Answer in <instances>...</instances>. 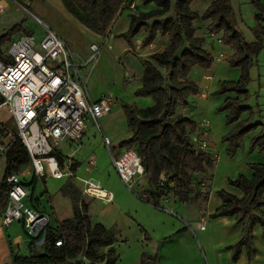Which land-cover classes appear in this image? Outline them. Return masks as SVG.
<instances>
[{"label": "trees", "instance_id": "trees-1", "mask_svg": "<svg viewBox=\"0 0 264 264\" xmlns=\"http://www.w3.org/2000/svg\"><path fill=\"white\" fill-rule=\"evenodd\" d=\"M123 1L61 0L69 14L84 28L99 36L106 35ZM248 1L255 11L254 27L250 29L253 42L245 40L230 0H214L201 15L191 10L194 0H173V16L154 22V25L160 27L162 34L167 36L169 45L163 52L155 53L148 61H143L141 87L134 93L136 97L150 98L153 106L138 109L130 104L122 105L130 136L119 143V148L136 150L150 186H157L161 174L168 180L176 181L179 203L188 204L192 199L194 189L190 172L202 174L206 168L213 166L210 155L195 151L193 141L186 134L187 130H195V123L179 114L180 108L189 106V97L198 93L197 84L190 79L193 68L210 70L213 62L210 52L204 49L205 38L196 34L195 21L209 22L207 34L221 35L220 44L234 52L227 59L229 67L241 70L238 82H221L219 90L214 93L215 96L233 93L244 97L242 101L227 99L217 108L218 112L228 111L226 125L236 123L221 140L226 144L225 153L228 158L234 156L244 135L258 125L248 126L253 113L245 103L250 68L254 65L256 56L264 49V29L261 27L264 22V6L261 0ZM171 2L172 0H142L144 5L153 4L156 8L150 12L131 14L127 31L117 37L131 45L132 39L140 30L148 27V20L160 18L170 11ZM20 27L15 25L2 35L0 47ZM152 39V35L146 36L143 44H150ZM0 60H4L1 51ZM245 111H249L250 116L239 121ZM255 148L264 152L263 131L250 142L249 151ZM26 157L28 156L24 151H13L11 157H7L6 172L0 184V197L2 195L6 198V176L13 166L23 163ZM249 168L253 171L251 179L239 175L235 180L228 181L230 187L243 193V197L237 199L224 191H218L217 196L223 206L211 216L212 219L227 216H235L239 220L246 218L240 241L229 248L232 250V261L238 259L242 247L246 248L248 260L251 261L254 253L251 246L252 229L257 224L264 228V215L261 213L264 207V163L249 165ZM61 191L70 200L72 217L59 223L55 229L49 227L46 230L41 244V255L34 250L35 240H30L28 257L18 255L10 248V264H73L71 261L78 257H82L85 262L75 264H117L118 257L113 245L118 240V231L113 228L106 229L99 223H91L88 205L71 181L67 180ZM161 195L151 197L158 200ZM57 242L61 243L60 246H56ZM103 249L107 251L103 253Z\"/></svg>", "mask_w": 264, "mask_h": 264}, {"label": "crops", "instance_id": "crops-1", "mask_svg": "<svg viewBox=\"0 0 264 264\" xmlns=\"http://www.w3.org/2000/svg\"><path fill=\"white\" fill-rule=\"evenodd\" d=\"M34 1L35 0H28L30 5H33ZM210 3L206 6L208 7ZM5 4H7L6 8L8 7V9L6 12H8L11 9V5H9L7 1ZM261 4L264 6V0H261ZM254 14L255 11L251 10L247 26V32L253 40L254 37L250 29L254 26L252 20ZM202 23V29L196 31V34H198L197 36L205 38L204 49L212 54V52L216 51L214 50L216 45H219L222 50L223 46L219 42L220 35L207 34L206 28L209 22L203 21ZM113 24L106 33V36H99L94 33L100 40H102L104 46L105 44H108L109 49L112 48L110 44L111 40H117V36L127 31L129 18L127 19L124 15L123 17H117ZM115 28L118 29L119 32H114ZM145 29L147 32L151 31L149 35L154 34L149 23L148 27ZM142 31L143 30L141 29L140 32ZM139 34L140 33H138V35ZM59 37L67 44L61 36ZM145 37L146 34L143 39ZM157 37L164 41V46L158 51H154V39H152L148 45H144L142 40L134 39V48L129 49L127 46L124 53L138 55L143 61H148L151 55L163 52L169 45V40L166 35L157 32ZM220 53L224 55V59L227 56H232L234 54L231 49L222 50ZM224 59L217 62L220 65L219 69L223 70L222 72L219 71L216 73V71L211 72V69L203 70L199 67H194L190 74V79L198 86V93L189 97V106L179 111V114L192 119L195 123V130H187L186 134L192 141L195 139L199 142H206L208 146L206 153L210 155L211 160L213 161V166L211 168H206V171L202 174H193L190 172L192 177V187L194 189L191 196L192 199L188 204L173 202L166 205V207L173 210L174 215H171L172 217L167 212L156 208L161 197L157 200L153 199L151 196L142 197V195L136 194V198V196L134 197L130 195L122 187L114 170L108 172L107 178L102 177L99 181L96 180L95 183L93 177H90L87 180L80 177L84 175L83 173L81 174L79 170L82 167V163L85 165V173L86 171L88 172L89 167H94L95 169L96 165H99V162L103 164V167H106L107 165V158L103 156L104 153L102 148H97L94 154L93 151L91 152L90 148H83L85 142L90 141L87 137L88 125L95 124L100 129L99 121L97 124L93 121L88 122L85 131L77 144V149L66 155L63 154V160L71 157L72 165L77 164L76 170L74 171V174H72L75 179L103 186V189H101L111 196L112 201L109 203L102 202L99 199L90 196H86L83 200L88 205V216L92 224L99 223L106 229L113 228L118 231V240L113 245L118 257L117 264H264V228L257 224L252 229L251 246L254 253L251 261L248 260V253L245 247L241 248L238 259L232 261V250L229 248L235 246L240 241L243 224L246 218H243L242 220L236 219L235 216L219 217L215 219L211 218V216L223 206L221 199L217 196V192L224 191L237 199H241L243 193L230 187L228 181L235 180L239 175L251 179L253 171L249 168V165L264 163V152L257 151V148L249 151L251 140L261 132V128L256 129L242 138L238 144L236 153L232 158L226 156V144H223L221 140L226 134H228L234 124L229 126L226 125V115L228 112H218L217 108L227 99L235 98L242 101L244 100V97L237 96L233 93H227L221 96L214 95V93L219 90V84L221 82H237L240 76L238 70H231L227 66H221V62ZM96 60L94 62H96ZM85 68V74L83 75L86 78V94L88 96L87 82L93 68L91 66ZM143 68L142 63V68L137 80V82H139L135 84L132 91L133 94L141 87L140 79ZM229 73H234V75L231 74L232 77L230 78L228 75ZM123 76L127 84H132L136 81L135 76L126 69L125 71L123 70ZM203 76L206 78L210 77L211 80H204L201 78ZM127 93L128 92H121L118 96L119 98L125 99L123 97L124 95L126 97ZM132 99L134 103H139L140 106L137 107L138 109L153 106V102L150 98L139 99L132 97ZM89 100L91 101L90 98ZM117 104L118 103H116V106H118ZM107 117L108 115L102 119H107ZM248 117L249 114L245 113L241 116L239 121L246 120ZM262 120H264L262 115L258 114L256 117L255 115H252V121L250 124L258 123ZM261 124L264 127V122H261ZM129 136L130 131L128 129L126 137H124L125 139H122V141L129 138ZM103 138H106L108 141L110 140L107 136H104ZM123 149L124 148H115L113 150L115 156H113V154L107 149L111 163L112 157L119 155ZM81 151L88 152L83 156L77 157ZM73 158L75 161H72ZM6 167L7 156L1 155L0 151V184H2L4 179ZM139 180H137L133 186H135ZM146 182L148 184V180ZM36 183V180H33L30 187L31 190L27 186L30 193L29 201L33 203L32 198L35 199V207L41 211L40 213L47 216L50 221V228L55 229L59 223L72 217L70 200H65V207H68V212L59 217L57 216V207L53 203L51 204L49 200L48 207L39 206L37 201L41 199L34 195ZM75 185L77 189L83 186V184L80 186L76 182ZM5 202L6 198L1 195L0 264H10L12 260L10 248L18 255L28 257L30 255L29 245L31 243V239L28 238L25 240L23 236L16 231L14 226L10 225L4 227L2 225L1 214L5 207ZM160 211L165 214H160ZM261 213L264 215V207L261 209ZM201 220L206 221L204 230L199 229ZM54 221L56 222L55 225H53ZM135 243L142 247L145 245L146 249L148 248L150 251L146 253V251L139 250L137 257L133 262L126 261V263H123L119 256L118 248H129L130 244ZM34 248L38 255L43 253L41 246L40 249L37 246H34ZM106 251L107 249L102 250L103 253ZM129 255L130 254L128 253L126 256ZM144 256L145 262H143ZM71 262L75 264L76 262H85V260L80 257ZM85 264L89 263L86 262Z\"/></svg>", "mask_w": 264, "mask_h": 264}, {"label": "built area", "instance_id": "built-area-1", "mask_svg": "<svg viewBox=\"0 0 264 264\" xmlns=\"http://www.w3.org/2000/svg\"><path fill=\"white\" fill-rule=\"evenodd\" d=\"M0 2V14L5 9ZM134 2L124 0L121 9L133 12ZM40 25L43 22L34 17ZM220 42V41H219ZM103 44L89 45L90 55L85 61H77L67 44L49 27L43 26L41 38L23 35L12 40L7 48L4 60H0V108H5L17 134L6 146H0L1 155H7L12 143L19 140L26 150L37 178L50 177L61 185L71 176V157L63 160V169L56 161L54 149L63 142L78 144L90 121H98L110 114L114 99L102 95L96 101H90L86 94V78L82 71L94 62ZM224 55L211 54L213 61H220ZM209 78V77H208ZM10 137V135H9ZM105 144L109 141L104 138ZM194 150L207 152L204 141L193 140ZM112 165L120 181L132 189L135 182L145 176L141 158L134 148H124L112 158ZM48 170V173L46 171ZM83 184L82 193L102 202H111V196H99L96 190L100 186L88 181ZM160 185L163 192L156 208L174 215L166 207L178 202L177 182L168 180L161 174ZM6 202L1 214L2 225L8 227L21 223L31 240L42 242L50 221L44 214L34 210L29 204L30 193L19 176L10 172L5 178ZM205 220H201L199 229L204 230ZM60 242L56 246H60Z\"/></svg>", "mask_w": 264, "mask_h": 264}, {"label": "rangeland", "instance_id": "rangeland-1", "mask_svg": "<svg viewBox=\"0 0 264 264\" xmlns=\"http://www.w3.org/2000/svg\"><path fill=\"white\" fill-rule=\"evenodd\" d=\"M6 1L8 2L9 5H11V9L8 12H6L8 7L7 8L5 7V9L0 14V37L2 35H5L7 32H9L15 25H19L21 27L18 30L12 32V34H10L9 36V40H7L5 43L1 45L0 51L2 54H5L7 48L9 47L10 42L18 38L19 36L34 35L35 37L41 38L43 35V26L49 27L58 36H61L67 42L68 48L70 49V51L72 52V54L74 55L77 61H85L88 59L90 55L89 45L91 43H95L97 45L103 44L100 49V53L96 58L97 59L96 62L88 65L91 66L93 69L88 78L87 93L91 101L98 100L99 97L102 95H112L115 106L114 105L112 106L111 112L108 115L107 119L105 118L99 120L100 129L95 124L88 125L87 137L90 141L85 142L83 148H90L91 152L93 151V154L95 153V150H97V148L99 147L102 148L104 153L103 156L107 158L106 159L107 165L106 167H103V164L99 162V165H96L95 169L94 167L93 168L89 167L88 172L86 171L85 173V168H84L85 165L84 163H82V167L79 170L81 174L82 173L84 174L83 176H80L82 179L87 180L90 177H93L94 183L96 182V180L99 181V179H101L102 177L107 178L108 172H110L111 170L115 171L110 161L107 149L113 154V156H115L113 150L115 148H119L118 146L119 143L122 141V139H125L124 137H126V133L128 132V127L123 113L122 105L130 104L135 107H138L140 106L139 103L137 104L134 103L132 97L145 99V98L136 97L132 93L135 84L139 82V81L137 82V80L142 68L143 59L139 58L138 55H131L130 53L125 54L124 50L125 48H127V46L129 49H133L134 42L136 39L142 40L143 42L144 35L146 34V36H149L151 31L147 32L146 29H142L143 31L139 32L140 34L132 39L131 45H129L122 38H116L117 40H113V41L111 40L110 44L112 48L109 49L108 44L107 45L105 44L104 46L102 40H100L94 33H91L90 31L85 29L71 14H69L66 11L61 0H35L33 5H30L28 0H20V1L0 0L3 6L7 5L5 4ZM212 1L213 0H194V2L191 5V10L200 15L208 8L206 5H208V3ZM245 1L247 0H230V4L233 11L236 14L237 21L239 22V27L244 32L245 40L247 42H251L254 40L247 32L248 30L247 26H248V18H250L251 10L253 11L254 9L249 4V1L247 2ZM128 2L135 3L136 7L134 11L130 12L128 8L120 9L116 17L114 18L115 21L117 17L118 18L120 16L123 17V15L126 16V18L128 19L131 14H136L138 12H150L156 8L155 5L153 4H149L147 6L144 5L142 3V0H128ZM172 16H173V0L171 2V9L167 14H165L160 18H151L150 20H148V23L150 24V28L152 27L154 33L152 35L155 46L154 51H158L164 46V41L157 37V32L162 34V30L158 25H154V22ZM254 16L255 14L252 17V20H254L253 19ZM34 17L39 18L43 22V25L41 24L39 25L35 21ZM114 20L112 21L110 27L114 23ZM202 22L203 21L200 20L194 22L196 31H200L202 29V24H203ZM253 25H254V21H253ZM261 27L264 29V22L261 23ZM114 32H119V30L115 28ZM224 47L225 46H223L222 50H227V49L230 50V48L228 47L224 48ZM214 50L216 51L212 52L213 55L219 54L220 51H222L219 45H216V48H214ZM263 52L264 49L261 50L259 54L256 56V58L254 59V65L250 68V82L246 86L247 101L245 103L246 104L245 106H248L252 109V113H253L252 115H255L256 117L258 116V114H260L264 119V53ZM229 57L230 56H227L221 62V66H227L228 68H230L227 63V59ZM217 62L218 61L212 62L210 68L211 72L216 71L217 73L219 71L220 72L223 71L219 69L220 65ZM85 69H83L82 71L83 74H85ZM125 69L131 72L135 76L136 81L134 83L127 84L125 82V78L123 76V70L125 71ZM230 69L238 70V73L240 72V76H241V70L239 68H230ZM231 74L234 75V73L228 74L230 78L232 77ZM201 78L207 81L211 80L210 77L206 78L203 76ZM121 92H128L126 97L125 95L123 97L125 99L119 98L118 95ZM116 103H118L117 105L119 107L116 106ZM180 109L183 110L185 108H180ZM245 113H248L250 116L249 111L243 112V114ZM261 122H264V120H262ZM261 122L254 124L249 123L248 126L255 124L258 125L255 129L249 131L247 134L255 131L258 128H261V132L262 131L264 132V127L262 126ZM235 124L236 123H234V125ZM16 134H17V129L13 125L9 117V114L7 113V110L5 108H0V146L8 145L11 138H13ZM104 136L105 137L107 136L110 139L109 145L105 144L103 138ZM77 147H78L77 144L74 143L69 144L63 142L54 149V152L56 154L54 156L61 169H63V158H64L63 154L66 155L67 153L77 149ZM9 148L10 149L8 151L7 157H11L13 151L26 152L25 148L23 147L22 143L19 140L12 143ZM87 152L88 151H81L77 157L83 156ZM72 161H75L74 158ZM13 167H14L12 169L13 173L17 174L21 179V181L23 182V184L27 185L29 188L31 187L33 180H36L37 183L35 186L34 195L35 197L41 199L37 201L39 206L48 207V200H49L51 204L53 203L57 207V216L60 217L68 212V207H65L66 206L65 200H69V198L62 194L61 191L62 185L60 184L59 181L50 177L49 174H47V176L43 178H37L34 173V168L32 166V163L28 157H26V160H24L23 163H19L17 166H13ZM76 167L77 164L72 165V167L70 168L71 174H74ZM46 171L48 173L47 169ZM67 180L71 181L74 185L75 182L80 186L82 185L80 181L78 179H75V177L72 175L66 177V181ZM118 180H120L119 177ZM146 181H147V177L144 176L136 183L135 186H133L132 189H128L121 181L120 182L124 190H126L130 195L134 197L136 196V194L137 195L140 194L142 195V197H147V196L153 197V196H157V194H162L163 192L169 191L165 185L157 184L156 187L155 186L152 187L149 184H147ZM81 187L78 190L81 192V196L84 199L87 195H84L82 193L83 186ZM102 187L103 186H100V188ZM32 202L33 203L30 202V204L33 207V209L38 212H41L38 208L35 207V203H34L35 199L32 198ZM160 214H165V213L161 212ZM55 224L56 222L54 221L53 225ZM12 226L16 228V231H18L25 240L28 239V236L26 235V230L24 229L21 223H13ZM41 244L42 242H40L39 240L34 241V246H37L39 249ZM145 249H146L145 245L142 247L137 245V243H135V244H130L129 248L127 247L118 248V252L122 262L126 263V261L133 262L136 259L139 250L146 251V253L150 251L148 248L146 250ZM128 253L130 255L126 256ZM79 258L80 257H78L77 259Z\"/></svg>", "mask_w": 264, "mask_h": 264}, {"label": "bare ground", "instance_id": "bare-ground-1", "mask_svg": "<svg viewBox=\"0 0 264 264\" xmlns=\"http://www.w3.org/2000/svg\"><path fill=\"white\" fill-rule=\"evenodd\" d=\"M96 194L99 196H106V192L100 188V190H96Z\"/></svg>", "mask_w": 264, "mask_h": 264}]
</instances>
